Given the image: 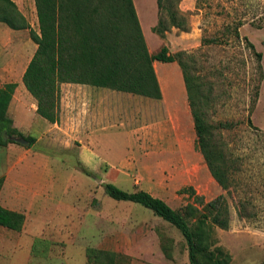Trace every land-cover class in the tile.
Instances as JSON below:
<instances>
[{"label": "rangeland", "instance_id": "rangeland-1", "mask_svg": "<svg viewBox=\"0 0 264 264\" xmlns=\"http://www.w3.org/2000/svg\"><path fill=\"white\" fill-rule=\"evenodd\" d=\"M13 1L30 28L38 30L34 0ZM177 4L186 14L187 31L173 27L168 32L172 35L174 31L175 39L169 45L162 42L169 51L185 50L192 55L189 69L197 76L207 121L232 123L231 129L221 131L233 170L230 193L223 191L212 178L196 150L190 113L182 117L183 121H177L174 115L162 117L155 107L143 104L140 118L136 98L125 100L127 123L122 121L120 106L118 128L120 132L131 133L130 138L136 143L118 136L111 144L103 141L95 148L82 149L83 156L94 150L99 160L97 170H89L77 160L79 143L73 138L74 133L69 134L74 145L62 149L63 156L53 157L59 163L75 159L64 163L70 187L63 201L71 198L66 204V222L57 224L53 218L36 227L37 234L42 236L49 230L51 235H46L43 242H34L29 262L23 259L17 263V257H13L8 264H106L111 262L112 255V264H189L185 240L176 228L138 203L109 197L101 186L104 182H112L129 192L144 189L175 209L192 201V197L178 192L184 186L191 185L206 201L224 194L229 202V228L216 227L215 232L218 244L231 254L229 264L264 261V0H179ZM141 5L148 50L155 53L162 39L152 31L157 19L156 0H143ZM238 21H241L239 34L235 35ZM178 35H182V40H178ZM248 43H252L254 50ZM35 48L28 29L12 30L0 22V66L15 64L10 72H5L6 78L16 77ZM255 52L261 53L259 60ZM76 110L67 115V121L77 124ZM185 118L188 132L185 129L178 132V124L186 125ZM140 125L155 137L142 141L143 129L137 132ZM29 132L38 136L40 126L33 123ZM10 145L18 151L13 157L8 152L11 161L26 156L17 164L18 171L29 174L31 159L37 157L40 163L34 164L37 166L34 174L41 178L48 172L39 159L41 154L18 143ZM35 148L41 150H36L39 153H53L43 141L31 149ZM48 226L55 227L45 228ZM162 243L167 256L161 249ZM90 248L96 252L88 255Z\"/></svg>", "mask_w": 264, "mask_h": 264}, {"label": "trees", "instance_id": "trees-1", "mask_svg": "<svg viewBox=\"0 0 264 264\" xmlns=\"http://www.w3.org/2000/svg\"><path fill=\"white\" fill-rule=\"evenodd\" d=\"M178 2L156 0L158 15L152 31L162 39L173 27L187 31V17L177 7ZM34 5L38 30L30 28L13 0H0V22L12 30L28 29L36 45L23 71L22 82L36 100L39 116L52 123L56 121L60 84L66 82L160 99L162 93L153 62L176 61L182 71L192 116L195 148L212 178L223 191L230 193L233 170L221 131L231 129L232 123H211L205 118L200 85L189 69L192 60L189 52L170 53L165 43L157 52H149L132 0H34ZM240 23L234 27L235 35L239 34ZM248 44L254 50L252 43ZM255 56L259 60L261 53L255 52ZM15 87V82L0 87V146L15 143L13 136L26 138L30 145L35 140L13 127L12 119L6 114ZM2 181L0 178V188ZM101 186L109 197L138 203L176 228L185 240L189 264L230 263L231 254L218 244L215 232L216 227L229 228V202L224 194L206 201L191 185L184 186L178 192L192 197V201L175 209L144 189L129 192L111 182ZM23 223V213L0 205V225L20 231ZM161 249L167 256L163 243ZM95 252L88 249V255ZM110 261L106 264L114 262L113 255Z\"/></svg>", "mask_w": 264, "mask_h": 264}, {"label": "crops", "instance_id": "crops-1", "mask_svg": "<svg viewBox=\"0 0 264 264\" xmlns=\"http://www.w3.org/2000/svg\"><path fill=\"white\" fill-rule=\"evenodd\" d=\"M132 1L146 41L147 32H145L143 18H141L142 11L140 7L142 5L139 4V0ZM175 37L174 31L172 35L171 31L166 32L165 38L161 39L160 47L163 44L162 41H166V44L169 45ZM177 37L178 40H182V35H178ZM147 47L149 48V45ZM169 52L174 53V50H170ZM159 62L154 61L153 66L162 93L160 99H153V101L137 99L135 94L128 92L95 87L88 84L61 83L58 117L53 123L36 113V100L28 93L23 85L22 74L27 64L25 67H20L16 77L13 79L6 78L5 72L7 70L10 72V68L15 67L14 62L0 66V87L8 82L16 83L6 114L12 119L13 127L27 136H32L29 131L33 123L40 126V133L38 136H32L35 138L34 142L31 145L29 143L26 147L36 154H41L39 159L43 160L44 170H48L47 173L41 175V178L36 176L34 172L37 170V166H34V164H37V162L40 163V160L36 161L38 158L35 157L31 159L29 174H24L17 170V164L22 163L26 159V156H18L16 161H11L12 158L10 157L18 152L17 149L10 145L11 142L6 146H0V178H3L0 188V205L6 209L24 214V223L20 231L11 230L0 225V264H8L13 257H17V263H22L23 259L29 262L32 257L34 242H43L46 235H51L49 230L43 232L42 236L40 233L37 234L35 232L36 227L38 228L39 225L53 218L57 219V224L61 223L62 225L66 222V217L64 216L67 207L66 204L67 201L71 202V198L63 201V199L65 200L64 194L70 187V177L65 171L66 169H64V163L69 164V162H73L75 159L72 157L69 160L65 159L64 163H59L53 157H58L59 154L63 156L64 152L62 149L74 145L69 134L74 133L73 138L79 143L77 146L80 147V151L77 160L87 169L97 170L96 164L99 160L96 159L94 150H89L88 155L83 156L82 149L95 148L103 141L111 144L114 138L118 136H122L124 140L128 139L130 142L136 143L135 139L130 138L131 133L120 132L118 128L120 125L119 121L121 120L119 115L120 106H122L123 112L122 121L127 123V100L136 98L140 105V118L143 116V104L155 107L157 113L162 117L174 115L177 117V121H183L182 117L184 118L190 113L182 71L179 65L176 61L163 62L166 64H159ZM120 99L123 102L122 104H120ZM74 109H77L75 112H78L79 116L77 117V124L75 121H67L69 119L67 115H70ZM185 123L186 125H182V127L178 124L176 130L181 132L185 129L188 132V121L186 118ZM141 127L143 126L140 125L138 127L137 132H141L143 129ZM184 135L185 133L181 137ZM141 137L142 141H144L150 140L155 136L149 130L143 129ZM40 141L44 142V146L52 148L53 153L50 154L43 151V154L36 151H41L40 149H31ZM8 152H11V156L8 155ZM84 153L86 152L84 151ZM180 154L182 155L181 151ZM67 168L70 167L67 166ZM28 223L31 229H29ZM55 226L45 228L50 229ZM41 237L43 239H40ZM21 250L23 251L21 252Z\"/></svg>", "mask_w": 264, "mask_h": 264}, {"label": "water", "instance_id": "water-1", "mask_svg": "<svg viewBox=\"0 0 264 264\" xmlns=\"http://www.w3.org/2000/svg\"><path fill=\"white\" fill-rule=\"evenodd\" d=\"M13 141L20 143L22 145L28 146L29 141L25 139L24 137H12Z\"/></svg>", "mask_w": 264, "mask_h": 264}, {"label": "bare ground", "instance_id": "bare-ground-1", "mask_svg": "<svg viewBox=\"0 0 264 264\" xmlns=\"http://www.w3.org/2000/svg\"><path fill=\"white\" fill-rule=\"evenodd\" d=\"M139 4L141 5V1L139 0ZM141 9H142V6L140 7ZM142 11H143V9H142ZM144 12V11H143ZM147 25V24H146Z\"/></svg>", "mask_w": 264, "mask_h": 264}]
</instances>
